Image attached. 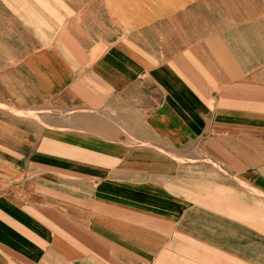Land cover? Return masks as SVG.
<instances>
[{"label": "crops", "instance_id": "1", "mask_svg": "<svg viewBox=\"0 0 264 264\" xmlns=\"http://www.w3.org/2000/svg\"><path fill=\"white\" fill-rule=\"evenodd\" d=\"M0 264H264V0H0Z\"/></svg>", "mask_w": 264, "mask_h": 264}]
</instances>
